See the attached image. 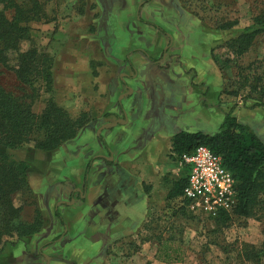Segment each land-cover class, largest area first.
Listing matches in <instances>:
<instances>
[{
  "label": "crops",
  "instance_id": "1",
  "mask_svg": "<svg viewBox=\"0 0 264 264\" xmlns=\"http://www.w3.org/2000/svg\"><path fill=\"white\" fill-rule=\"evenodd\" d=\"M106 6L96 38L117 63L109 113L42 151L40 166L29 163L40 176L37 206L47 223L8 242L0 264H101L153 205L173 199L168 193L183 172L172 152L178 132L212 134L231 110L264 142V106L241 103L224 88L225 70L211 50L221 33L158 0Z\"/></svg>",
  "mask_w": 264,
  "mask_h": 264
},
{
  "label": "rangeland",
  "instance_id": "2",
  "mask_svg": "<svg viewBox=\"0 0 264 264\" xmlns=\"http://www.w3.org/2000/svg\"><path fill=\"white\" fill-rule=\"evenodd\" d=\"M17 1L27 6L26 0ZM39 1V14L26 23L30 39L22 41L20 47L36 46L51 57L53 84L47 92L44 86L38 87L33 110L40 113L46 101L52 98L71 116L83 114L87 121L85 125L102 119L109 113L108 93L114 77H118L117 63L108 57L96 38L97 18L102 15L107 0H98L99 4L97 0ZM158 1L169 4L184 16L190 14L198 18L207 30L215 31L217 38L221 33V40L211 50L216 63L225 70V90L228 94L236 91L241 103L248 105L264 101V32L256 36L242 55H237L226 44L228 39L253 24L255 16L264 14V0ZM0 84L17 96L31 92L12 70L2 66ZM246 96L250 100H246ZM42 151L46 150L33 148V142L11 151L14 159L24 160L29 166L28 191L13 195L14 203L23 206L26 217L33 209L30 203H37L35 190L40 180L38 171L30 172V165L40 166L45 158ZM176 159L174 157L175 162ZM257 202L253 216L231 213L229 219L217 224L212 217L190 208L187 218L172 215L181 204L179 196L168 204L153 205L143 225L130 237L117 240L105 250L101 264H264V255L251 261L244 251L245 244L260 247L264 239V193L258 196ZM159 233H162V239L168 235L176 237L173 244L180 248L181 261L157 259L156 251L162 244L157 238ZM143 238L149 240L145 242L141 240Z\"/></svg>",
  "mask_w": 264,
  "mask_h": 264
},
{
  "label": "trees",
  "instance_id": "3",
  "mask_svg": "<svg viewBox=\"0 0 264 264\" xmlns=\"http://www.w3.org/2000/svg\"><path fill=\"white\" fill-rule=\"evenodd\" d=\"M26 2L25 7L24 3L17 0H0V67L12 70L16 78L31 89L25 96H17L0 84V252L8 242L13 243L16 239L33 234L47 223L37 203H30L33 209L29 217L24 216L23 206L14 203L15 193L28 191L29 166L24 160L14 159L11 151L29 142H33V148L53 150L62 142L73 138L87 122L83 114L71 116L52 98L46 101L40 113L33 110L32 103L35 96H38V87L44 86L46 92L52 89L53 73L48 54L41 52L36 46L26 49L20 47L22 41L30 39L26 23L37 17L40 9L39 0ZM262 32L264 14L261 13L254 17L253 24L228 39L227 47L237 55H242ZM230 93L237 95L236 91ZM255 104L264 106V101ZM199 144L221 155L224 165L237 180L236 206L230 213L222 211L212 219L217 224L229 219L231 213L244 217L253 216L257 198L264 193V142L252 128L239 122L229 110L219 129L212 134L200 131H181L175 134L172 138L174 157ZM184 182L183 177L175 182L168 197H180ZM190 213L183 199L172 211V215L186 218ZM56 215L59 216L57 212ZM161 234H157L162 243L156 251L157 259L164 262L181 261L180 248L173 244L176 237L168 235L162 239ZM244 249L247 259L258 260L264 255V239L260 247L245 244Z\"/></svg>",
  "mask_w": 264,
  "mask_h": 264
},
{
  "label": "built area",
  "instance_id": "4",
  "mask_svg": "<svg viewBox=\"0 0 264 264\" xmlns=\"http://www.w3.org/2000/svg\"><path fill=\"white\" fill-rule=\"evenodd\" d=\"M176 161L185 179L180 198L188 208L212 218L234 209L238 202L237 180L221 155L199 144L180 154Z\"/></svg>",
  "mask_w": 264,
  "mask_h": 264
}]
</instances>
